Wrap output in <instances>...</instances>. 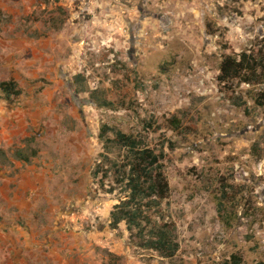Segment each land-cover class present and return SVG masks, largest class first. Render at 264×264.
Wrapping results in <instances>:
<instances>
[{
	"label": "rangeland",
	"instance_id": "1",
	"mask_svg": "<svg viewBox=\"0 0 264 264\" xmlns=\"http://www.w3.org/2000/svg\"><path fill=\"white\" fill-rule=\"evenodd\" d=\"M0 4L1 45L26 41L11 59L30 40L42 44L47 60L23 70L42 72L18 81L20 99L9 101L0 89V150L7 155L0 165L18 185L29 183L27 196L40 193L41 241L62 227L84 228L104 240L95 252L100 264H264V107L256 104L264 79L226 87L217 80L224 56L264 54V0ZM0 59L1 84L12 80L7 69L15 61ZM103 125L164 151L170 191L163 210L176 227L175 258L139 247L124 223L110 228V213L126 193H108L113 178L104 179L103 190L102 176L94 175ZM16 150L37 156L25 164L14 159ZM29 167H36L31 175ZM59 212L72 218L61 227Z\"/></svg>",
	"mask_w": 264,
	"mask_h": 264
},
{
	"label": "trees",
	"instance_id": "2",
	"mask_svg": "<svg viewBox=\"0 0 264 264\" xmlns=\"http://www.w3.org/2000/svg\"><path fill=\"white\" fill-rule=\"evenodd\" d=\"M263 79L264 54L252 52L224 56L217 77L219 84L225 87L235 81L247 85L260 84ZM0 89L9 101L22 95V89L13 80L2 82ZM256 104L264 107V92L257 96ZM99 139L103 145L102 161L94 175L102 176L103 190L104 179L113 178V186L108 193L119 188L126 193L110 213V228L118 230L124 223L131 237L141 242L139 247L152 250L164 259L175 258L180 249L176 227L166 222L163 210V202L170 191L164 171V151L157 152L144 140L108 125L102 126ZM31 156H37V152ZM31 156L22 150L15 151V157L25 163L31 162ZM220 213H223L222 209Z\"/></svg>",
	"mask_w": 264,
	"mask_h": 264
},
{
	"label": "crops",
	"instance_id": "3",
	"mask_svg": "<svg viewBox=\"0 0 264 264\" xmlns=\"http://www.w3.org/2000/svg\"><path fill=\"white\" fill-rule=\"evenodd\" d=\"M14 27L15 25H11L7 29L5 28V31L8 29L13 30ZM54 34L51 32L48 36H45L48 39H51L50 37ZM4 35L5 34H3V36ZM11 42L13 46L5 43L4 45H1L2 41H0V58L7 57V64H12L13 61L16 60L11 59V51L13 48H16L18 44L26 43V41L20 42L15 39H12ZM26 45L24 52L17 49L16 55L13 54L14 56L19 57V59L14 62V65H9L7 69V73L14 72L9 78L13 76L12 80L17 83L18 81L21 83L20 80L23 77H26L25 79L31 81L39 79L42 72L39 68H32L27 72H24L23 70H25L26 67H34L38 62L47 61L42 54L41 50L43 46L41 43L37 46H33V43L28 40V44ZM1 48L3 50L2 53ZM44 69L46 70V67ZM31 81L24 82L32 84ZM32 88H35V85H32L30 89ZM21 97L22 95L18 99ZM10 123L11 125L16 126L20 121L17 120L15 115H12L10 117ZM14 131L17 133L11 135L13 136V139L19 134L18 129L14 128ZM13 139L8 143H14L15 141ZM19 139L20 136H18L16 140ZM1 151L4 153L0 154V159H5L7 157L6 152L4 150ZM13 156L14 159L21 161L15 157V153ZM25 169L29 172L28 174L31 175L36 167ZM9 172L10 170L8 168L0 165V264H100L94 261L96 259L95 252L97 247H104L105 243L104 240H99L97 234L93 231L87 232L84 228H78L79 230L71 232L66 231L62 227L60 228L63 229L61 232L54 233L52 231L48 234L49 236H45L44 240L41 241L40 233H36L39 231L40 226L39 223L36 222L35 216L36 209L39 208L41 195L40 193L37 194L34 189H31L27 196L26 188L29 187V183H20L18 185L17 180L8 177ZM47 200L51 202L50 198H47ZM66 200L67 198H65V201ZM31 215L33 216L31 217ZM58 216H62L61 218L57 217L55 219V224L57 226L59 225V227L64 223H69L72 219L71 217L68 218V216L62 215L61 212L58 213ZM30 220H33L34 222ZM44 230H42V232ZM95 242L98 244L96 245ZM43 250L47 251V253H43ZM38 252H42V255L38 254ZM83 256L86 259L85 262L82 261Z\"/></svg>",
	"mask_w": 264,
	"mask_h": 264
}]
</instances>
